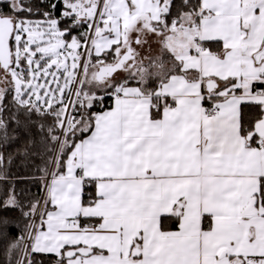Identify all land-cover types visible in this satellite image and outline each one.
Masks as SVG:
<instances>
[{
    "label": "snow or ice",
    "instance_id": "snow-or-ice-1",
    "mask_svg": "<svg viewBox=\"0 0 264 264\" xmlns=\"http://www.w3.org/2000/svg\"><path fill=\"white\" fill-rule=\"evenodd\" d=\"M0 212V264H264V0H0Z\"/></svg>",
    "mask_w": 264,
    "mask_h": 264
},
{
    "label": "trees",
    "instance_id": "trees-1",
    "mask_svg": "<svg viewBox=\"0 0 264 264\" xmlns=\"http://www.w3.org/2000/svg\"><path fill=\"white\" fill-rule=\"evenodd\" d=\"M108 101L106 100L105 103H107ZM13 171H16L15 167L13 168ZM18 175L21 176H26V175H31L30 173L25 172L23 169H21L18 173ZM19 187H23L26 189H30L31 192H36V187L33 186L30 182L28 181H24L22 183L18 184V188ZM0 216H8L11 218H15V213H11V212H0ZM7 229L10 233L11 232H15L16 228H15V224L9 223L8 225H4L2 223H0V230H4Z\"/></svg>",
    "mask_w": 264,
    "mask_h": 264
}]
</instances>
